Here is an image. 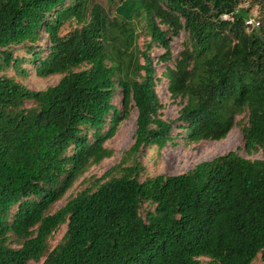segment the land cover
Returning a JSON list of instances; mask_svg holds the SVG:
<instances>
[{"label": "trees", "instance_id": "1", "mask_svg": "<svg viewBox=\"0 0 264 264\" xmlns=\"http://www.w3.org/2000/svg\"><path fill=\"white\" fill-rule=\"evenodd\" d=\"M138 28L161 62L187 34L162 72L182 103L174 120ZM23 63L61 77L30 89L6 74H26ZM133 107L132 153L162 149L175 128L188 142L219 141L247 113L244 148L264 154V0H0V264H264V159L235 150L143 180L139 161L120 163L55 209L112 155L105 142Z\"/></svg>", "mask_w": 264, "mask_h": 264}, {"label": "rangeland", "instance_id": "2", "mask_svg": "<svg viewBox=\"0 0 264 264\" xmlns=\"http://www.w3.org/2000/svg\"><path fill=\"white\" fill-rule=\"evenodd\" d=\"M105 3V0H100ZM117 1V0H116ZM262 1V0H260ZM241 5L249 6L248 1H244ZM256 5V6H255ZM251 8V14L260 16V4L253 3ZM112 9V8H111ZM224 15V14H223ZM228 15V14H226ZM228 19H232L228 18ZM226 20V19H224ZM162 28H165L162 26ZM65 27L62 33L66 32ZM187 40V34L185 31L179 32L177 36L172 37L171 52L172 60L169 62L158 61V57L163 53V49L156 45H153L150 49H147V45L150 42L149 36L138 28L137 45L141 51H147L153 61V66L156 71V76L159 77V81L156 84V93L164 104L162 109L163 118L166 120H174L178 116V112L182 107L180 98L174 99L170 96L167 90L168 79L162 75L167 65L174 66V59L182 50ZM48 40L43 35L40 44L45 46ZM18 54H23L21 51ZM143 59H141L142 61ZM22 66L28 68L26 74L17 73L13 69H7L6 74L15 77L18 81L23 83L30 89L42 90L48 86L54 85L58 82L61 75H51L48 77H38L35 75L30 64H22ZM116 104H119V100H116ZM26 105H30L29 101ZM137 110L133 107L129 113V116L124 119L117 127L114 136L105 142V146L112 151V155L109 158L104 159L99 164L90 167L83 176H81L73 186L66 192L63 198L56 204L55 209L62 206L69 198L74 196L79 191L83 190L87 186H91L93 177H101L107 170L117 164L123 166H129L139 161L143 166L140 179L143 180L148 176L157 174H179L183 173L195 164L204 160H210L215 156L226 153L230 150H235L239 155L250 159H264L262 152H254L253 154L247 153L244 148L243 137L241 128L247 123V113H243L236 117V124L229 131L224 139L219 141L213 140H200V141H186L179 129L173 130V140L167 143L162 149L155 146L142 148L138 153H132L129 151L130 147L134 143V130L136 127ZM119 174L118 172H114ZM66 229L65 225H62L57 232L51 237V244L54 246L57 244ZM206 261V258H203ZM29 264H41V262H30Z\"/></svg>", "mask_w": 264, "mask_h": 264}, {"label": "built area", "instance_id": "3", "mask_svg": "<svg viewBox=\"0 0 264 264\" xmlns=\"http://www.w3.org/2000/svg\"><path fill=\"white\" fill-rule=\"evenodd\" d=\"M240 6H243V5H239ZM246 7H249V6H246ZM222 19H228V18H231V14H224L221 16ZM258 24V21L256 20V16L255 15H250V17L246 20V28L247 30L249 31L252 27L256 26Z\"/></svg>", "mask_w": 264, "mask_h": 264}]
</instances>
